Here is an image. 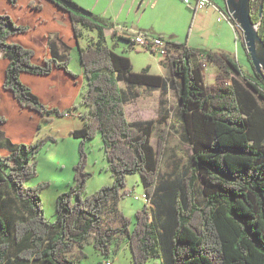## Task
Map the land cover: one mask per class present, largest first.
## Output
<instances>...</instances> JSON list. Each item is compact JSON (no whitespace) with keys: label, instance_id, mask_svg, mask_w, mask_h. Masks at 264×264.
Instances as JSON below:
<instances>
[{"label":"trees","instance_id":"obj_1","mask_svg":"<svg viewBox=\"0 0 264 264\" xmlns=\"http://www.w3.org/2000/svg\"><path fill=\"white\" fill-rule=\"evenodd\" d=\"M70 13L77 37L82 36V26L98 31V40L80 48L86 79L81 103L88 112L84 127L73 131L82 138L74 183L58 196L57 219L49 221L41 195L46 183L30 186L27 180L37 176V155L53 138L22 143L9 155H0V264H80L87 256V244L110 258L125 240L134 264L162 255L164 264H264L262 76L257 72L255 79L247 77L229 52L172 43L171 83L178 98L183 141L193 148V165L185 170L180 186L160 181L167 127H162L155 146L151 140L155 120L128 118L120 82L160 87L162 76L150 73V65L134 71L131 59L106 43L105 20ZM251 16L264 41V0H251ZM29 30L0 13V51L9 60L3 87L22 108L45 115L52 109L21 81V74L46 75L54 68L73 78L78 74L70 67L71 55L61 53L53 41L42 64L33 63L32 49L8 42L11 34ZM208 64L219 69L212 84L205 83ZM4 121L0 115V122ZM98 133L114 182L87 194L91 173L84 144ZM133 173L140 175L151 200L148 207L136 211L130 229L132 219L121 209L120 200L127 194L126 176Z\"/></svg>","mask_w":264,"mask_h":264},{"label":"rangeland","instance_id":"obj_2","mask_svg":"<svg viewBox=\"0 0 264 264\" xmlns=\"http://www.w3.org/2000/svg\"><path fill=\"white\" fill-rule=\"evenodd\" d=\"M50 1L64 13L69 12V10L64 7L65 4L63 2L58 0L63 5L62 6L54 0ZM69 1L91 10L96 16L106 20L110 24L113 23L121 27L124 26L130 30L132 28H141L152 35L163 34L173 42L185 43L189 29L191 28L193 38L196 37L206 44H216L219 41V43L225 48L230 47L231 49L228 51L232 52L236 57L243 73L247 77H252L253 79L256 77L257 70L253 65L250 53L247 49L241 27L236 28V33V30L228 21H226V24L229 26V33L226 32L227 30L220 27V25H222L221 23L225 20L220 21L218 19V11L213 13V15L205 14L203 19V14L195 19L193 13L180 0ZM18 7H20V11H24V9L33 10L30 1L23 5L18 0ZM18 7L11 9L14 10ZM223 9L224 12L228 13V7L226 4ZM3 13L7 12L4 11ZM7 14L10 15L15 23L20 24L16 21L18 14ZM200 18L202 19L201 21ZM192 20L193 24H191ZM224 31L225 34L223 33ZM216 33L218 34L216 35ZM86 38L87 36L83 38V41L81 42L82 46H85ZM107 43L111 48L116 46L114 45V39L111 34H108ZM118 44V47H116L118 52H124L123 55H126L131 59L134 71L140 72L150 63L156 66L158 58L157 52L146 51L140 49L138 46L130 47V43L127 40H118ZM158 54L161 55L160 58H163L161 53ZM45 56L46 48L44 55H41L39 51H35L32 61L33 63H35L34 60H41L43 62ZM4 59L6 58L4 57L3 52L0 51V115L5 117V121L0 122V155L11 151L17 145L22 143L31 144L37 139L46 136H51L53 138V140H49L38 153V174L27 180V184L30 186H36L46 183L41 192L44 215L47 220L55 221L57 219V198L62 192L67 191L74 183V168L80 158V145L82 138L75 136L73 131L79 129V127L83 128L85 125L84 115L86 114L85 112H88V107L81 103V92L84 88L85 82L81 75L73 78V76L69 75L62 69L61 71L67 74L69 84L58 75L51 74L52 72L46 75H34L25 72V74L28 75L27 78H25L27 83L30 84L34 90L39 92L44 100L40 99V101L47 108L52 109L51 112L42 115L36 110L22 108L12 92L3 87L6 69L4 66ZM71 64L72 67L77 70L83 67L78 50L73 51V58L70 65ZM158 67L159 73L164 76L163 67ZM216 70L217 67L213 64H210L205 68L204 74L206 84H212L215 82L213 74ZM262 78L259 79V83L264 87V80ZM28 84L26 85L31 88ZM121 85L124 87L125 97L131 104V99L134 96H137V93L131 94L130 89L133 88L130 86L125 87L126 82L122 81ZM136 85L138 92L141 94L139 100L144 102L143 104H136L138 108L140 107L139 111H143V114L140 116H143L144 118L157 117V113H160L163 110V103L161 102L159 103V106L157 105L155 107L149 104L151 103L149 101L151 98L149 92L154 94L161 93L163 86L153 87L143 84ZM162 93L161 97H165L166 92L163 91ZM157 99L159 98L157 97ZM171 102H173L172 110L174 114L177 112L174 107L178 102L176 95ZM58 112H65V114H59ZM164 126H168V124H165ZM161 127L160 124L155 123L151 138L152 143L155 146L157 145V138L161 131ZM175 128L177 129L178 127ZM170 129H172V125L170 126ZM84 147L87 154L86 167L91 173V176L87 180L86 193L91 194L102 186L112 184L114 182V177L111 171L107 169L108 161L105 156L101 135L98 133L94 137L86 140ZM192 165V145L183 141L179 128L172 132L170 130L167 134L166 147L162 155L159 180H169L176 182L180 186L183 183L185 170ZM126 183L127 194L121 198L120 207L123 212L132 219L130 225V229H132L135 222L136 211L142 210L146 206L148 207V205L145 199L141 197L145 190L140 175L138 173L128 174L126 176ZM136 195H139L140 198L136 199ZM84 250L87 256L80 262V264H99L106 258L92 244H87ZM109 257L112 264H134L132 252L127 240L123 242L122 247L117 254ZM164 261L165 256L162 255L159 258L149 259L146 264H164Z\"/></svg>","mask_w":264,"mask_h":264},{"label":"crops","instance_id":"obj_3","mask_svg":"<svg viewBox=\"0 0 264 264\" xmlns=\"http://www.w3.org/2000/svg\"><path fill=\"white\" fill-rule=\"evenodd\" d=\"M19 1L23 5H25L27 2L30 1V3L32 4L31 8L33 10L24 9V11H20V7H18V4L13 5L10 0H0V13H3L4 11L7 13H10L11 15H12V13H16V14H18V18L16 19V21H18V23H20V25L30 27V30L28 32L21 33V34H17V33L11 34L8 37V42H10V43L21 44L27 48L32 49L34 52L39 51L41 53V55H44L45 48H46V53H47V46H48L49 41H53L57 45V47L61 53H68L73 58V51L74 50H78V52L80 54V48L81 47H86L91 41L93 42V41L98 40V31L97 30H91V29L83 27V26L81 27L82 28V36L77 37L75 34L74 27H73V22H72L70 11L68 13H64L63 11L59 10L56 7V5L54 3H52L50 0H19ZM180 1L183 3L182 0H180ZM210 1L213 5H208L204 8H198V9L195 7H192L190 5H186L185 3H184V5L193 13L195 19L198 18V16H201L202 14H203L202 19H203V16L205 14L206 15H213V13L218 11L219 12L218 19L220 21L225 20L221 23L222 25H220V27H222L224 30H227L226 32L229 33V30H228L229 26L226 24V21H228V20L227 19H220V11L224 12L223 7L226 4V0H210ZM14 7H18V8L12 10L11 8H14ZM21 12H22V14H21ZM202 12H204V13H202ZM224 13H226V12H224ZM228 13H226V14H228ZM91 15L96 16L93 12H91ZM96 17H98V16H96ZM194 17H193V19H194ZM98 18L102 19L100 17H98ZM202 19L200 18V21ZM228 22L233 27V24L230 21H228ZM106 23H107V27L104 29L105 39H106L105 41L107 43L108 34H111V36L114 39V45H116L112 48H114V50L116 52H118V50L116 48L119 45L118 40H126V38H130V41L127 40L130 43V47L132 45H133V47H135V44L133 43V39L131 38V36L129 34L130 31H142V32L148 33L146 30H143L141 28H139V29L132 28L130 30V29L125 28L124 26L121 27V26L113 24V23L110 24L107 21H106ZM191 24H193V20H192ZM191 27H192V25H191ZM191 33L192 32H191V28H190L188 35H187V40L185 43H182V44H187L194 49L226 51V52L233 54L232 52L228 51L231 49L230 47L225 48L222 44L219 43V41L218 42L216 41L217 42L216 44H206L205 42L201 41L200 39H197L196 37L193 38V34H191ZM223 33L225 34V31ZM217 34L218 33H216V35ZM157 35L164 36L163 34H157ZM85 36H87L86 44H85V46H82L81 42L83 41V38ZM170 42H171V40H170ZM171 43L175 44L178 42L172 41ZM37 46H38V48H37ZM118 53L124 54V52H118ZM158 53L159 52H157V55H158L157 64L158 65L156 64V66H155L154 64H151V63L148 65H150V73L162 76L163 88H162L161 93L154 94L152 92H149V95L151 96V98L149 100L151 103H149V104H151L152 106L155 107L157 105L159 106V103L162 102L163 103V110H162V112L157 113L158 116L157 117L155 116L154 118H152V117L151 118H144L143 116H140L143 114V111L142 110L139 111L140 107L138 108L136 104L137 103L143 104L144 102L139 100V98L141 97L140 96L141 94L138 92V89L136 88L137 85L136 84L132 85V84H128V83H126V85H125V87L130 86L131 88H133V89H130L131 94L137 93V96H134L131 99V104H132L131 105L129 103V100H127V98L125 97L124 87H122V85H121L122 81H121L120 86L123 90L124 98L126 101L127 115L131 121H141V120L153 119V120H155L156 123L160 124L162 127L165 125L166 121L168 120V126H166L167 127V134L170 130L172 132V131L177 130L179 128L180 135L183 137V127H182V122L180 120V117H179L177 112L173 114V110H172L173 102H171V100L174 99L175 95L177 96V94H176L175 89L172 87V83H171V77H172L171 76V67H170V64L168 61V57L163 55V58H160L161 55H159ZM3 54H4V52H3ZM4 57L6 58V59H4V66H5V68H7L9 60L5 55H4ZM34 62L38 63V64L43 63L41 60H37V61L34 60ZM209 65L210 64H208L207 66H209ZM158 66L163 67L164 76L159 73V67ZM70 67L76 74L81 75V77L84 79V82L86 81L85 71H84L83 67H81V69H79V70L72 67V64L70 65ZM218 71H219V69L217 67V70L213 74V77L215 79H216ZM51 74L58 75L59 77L63 78L67 84H69L67 74L63 73V71H61L60 68H54ZM27 76L28 75H26L25 72H23L20 76L21 81H23L26 84H28L27 80L25 79V78H27ZM35 82H36V80H35ZM28 85H30V84H28ZM31 88L34 92H36L39 95V98L41 100H43L41 95L39 94V92L34 90V88L32 86H31ZM163 91L166 92L165 97H161V95L163 94L162 93ZM154 96H155L156 100L154 99ZM157 97L159 99H157ZM177 104H178V102L174 106L175 108H176ZM171 125H172V129H170ZM162 127L160 129H162ZM175 127H178V128L176 129ZM80 128L81 127H79V129ZM11 151L6 152L7 154L5 153V154H1V155L7 156L11 153ZM152 209L154 210V214L156 216H158L159 213H157V211L159 209L154 203L152 204ZM106 259H110V258L106 257L105 260ZM101 262H104V260Z\"/></svg>","mask_w":264,"mask_h":264},{"label":"water","instance_id":"obj_4","mask_svg":"<svg viewBox=\"0 0 264 264\" xmlns=\"http://www.w3.org/2000/svg\"><path fill=\"white\" fill-rule=\"evenodd\" d=\"M70 11H77L90 16L91 11L69 0H59ZM263 1V0H262ZM228 12L241 26L247 49L257 72L264 78V41L251 16V0H226ZM260 15H263V3L260 4Z\"/></svg>","mask_w":264,"mask_h":264},{"label":"built area","instance_id":"obj_5","mask_svg":"<svg viewBox=\"0 0 264 264\" xmlns=\"http://www.w3.org/2000/svg\"><path fill=\"white\" fill-rule=\"evenodd\" d=\"M183 3L186 5H190L195 8H204L208 5H213L210 0H182ZM220 19H227L233 24V27L236 30L237 33V27H241L231 16L230 13L226 14L224 12L220 11ZM242 29V28H241ZM131 38L133 39V42L135 46L140 47V49L151 51V52H159L162 55H165L168 57L169 54L173 53L175 51V46L170 42V40L162 35H152L149 33H145L142 31H130L129 32ZM185 46H188L185 44ZM204 55L200 54L199 59L203 58ZM143 199H145L147 204H150V196L147 195L146 192L143 193L141 196ZM136 199H139L140 196L136 195ZM103 264H112L110 259L104 260Z\"/></svg>","mask_w":264,"mask_h":264}]
</instances>
